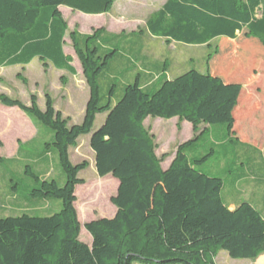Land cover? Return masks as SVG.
<instances>
[{"label": "trees", "instance_id": "obj_1", "mask_svg": "<svg viewBox=\"0 0 264 264\" xmlns=\"http://www.w3.org/2000/svg\"><path fill=\"white\" fill-rule=\"evenodd\" d=\"M116 1L0 0V67L27 65L38 58L45 66L51 63L76 74L73 58L64 49L69 26L60 7L96 15L109 13ZM146 28L153 36L191 45L226 39L208 55L205 72L190 69L146 87L136 75L114 100L116 84H106L105 90L102 84L113 80L109 73L120 54L118 44L142 31L72 30L69 38L90 88L80 124H70L50 94L45 109L35 95L25 104L0 94V103L19 108L53 131L52 142L45 146L49 154L51 148L56 150L66 177L61 186L27 165L25 174L32 181L26 192L20 194L16 185H9L20 202L57 199L62 205L47 216L0 214V264H218L221 250L234 259L255 260L264 254L263 214L250 202L231 210L221 195L224 179L200 169L213 152L202 157L193 153L204 133L202 125L223 124L227 139L238 142L239 118H252L264 102L263 75H254L264 57V0H168L147 20ZM131 44L129 54L137 42ZM226 61L234 69L224 70ZM101 114L106 119L92 132ZM148 117H178L196 132L177 147L167 169L156 153L155 135L144 125ZM89 134L99 176L113 175L118 189L111 199L115 215L84 225L91 237L88 242L80 239L75 203L76 187L84 182L79 173L89 162L74 164L70 149ZM37 161L45 166V152Z\"/></svg>", "mask_w": 264, "mask_h": 264}, {"label": "rangeland", "instance_id": "obj_2", "mask_svg": "<svg viewBox=\"0 0 264 264\" xmlns=\"http://www.w3.org/2000/svg\"><path fill=\"white\" fill-rule=\"evenodd\" d=\"M165 0H123L113 6L108 14L88 15L82 12L73 11L69 7L61 6L63 17L68 23L69 31L66 36L65 51L73 58L72 65L75 66L77 74L73 75L68 71L59 70L53 65L45 66L38 58L28 65H15L5 68H0V94L4 93L12 98L20 99L25 104H30L31 97H37L38 104L43 108L45 106L46 95L50 94L52 100L56 104V109H60L65 118L70 120V123L78 122L79 113H83L86 99L88 97V87L83 76L80 61L73 49L69 34L72 30H78L82 33H92L93 30L100 28L120 34L121 31L128 33L131 31L145 30V23L158 9L162 6ZM104 16V17H102ZM102 27V28H103ZM143 32V31H142ZM219 38L213 40L210 44L191 45L168 41L162 38H156L149 34H138L128 40H120L118 48L120 54L112 63L117 79L115 81L106 79L103 81L102 87L105 90L106 84L111 88V84L115 86V99L120 97L124 85L134 82L137 77L134 73L138 69L148 72H156L157 66L163 65L167 67V72L170 76L185 73L190 69H197L205 72L207 69L208 55L213 52L216 47L220 48ZM131 42H142L144 49L139 54L138 60L132 58L129 54V46ZM125 51L127 54H125ZM132 54V53H131ZM260 57V55H259ZM112 69V68H111ZM108 69L107 72L111 71ZM134 69V70H133ZM223 69L227 72L234 69L233 65H229L226 61ZM123 72V73H122ZM168 73L166 76H168ZM107 74V73H106ZM250 71H245L244 75H250ZM257 77L264 78V57H261L260 65L255 74ZM145 77V76H144ZM142 77L144 84H150V78ZM246 78V76H244ZM25 79V81H24ZM264 87V86H263ZM254 88H257L255 85ZM260 89V88H259ZM264 97V90L261 92ZM72 97L74 104L64 110L67 106L68 98ZM54 104V105H55ZM70 116H67L68 114ZM105 115L99 116L96 120L92 132L99 129ZM255 116V119L253 118ZM252 118H239L241 129H251L250 124H253V130L264 135V102L256 111ZM30 118V117H29ZM23 114L19 108H9L0 103V214L6 216L9 214H20L28 212L39 216L51 215L61 209V200L51 199L49 203H19V206L11 199H8L7 192L10 191L9 185H16L19 188V193L26 192L27 184L31 177L26 176L25 168L27 165L34 172H40L43 177L48 179H56L63 186L66 180L65 174L60 166L57 152L51 148L50 154L46 149L45 143H51L53 139V131L42 123H37L40 133L31 125V119ZM168 120L159 117H148L145 127L152 133L157 127L154 122L156 120ZM185 120L177 119L175 125L178 129V134L188 133L190 123L187 122L183 126ZM159 123V122H157ZM171 125V124H170ZM249 126V127H247ZM213 130L204 132L194 148V155L202 157L208 153H212L210 158L200 166V169L209 175L224 178L226 172L231 165V159L239 152V144L227 139L226 127L223 124L213 126ZM159 143L157 144L158 156L161 159L162 167L167 166L165 158L173 156L176 152L177 144L182 139L181 136H176L173 131L170 132L167 127L163 128ZM168 130V131H167ZM167 132V133H166ZM195 135L196 132L194 131ZM191 134V133H190ZM90 135H83L78 139L77 145L70 149V157L74 164L88 161L89 166L79 173V177L84 180L82 184L77 185L75 203L82 230L80 239L86 241L89 233L84 228L85 223L102 218L113 217L116 213V207L111 199L116 195L118 189V179L109 174L107 176H99L95 166V153L90 146ZM155 135V134H154ZM226 137V140H225ZM156 141V136H155ZM172 144L168 152H163V146ZM21 149L17 155V150ZM45 152L46 164L42 165L36 162L37 157L41 152ZM264 155L263 152H261ZM225 168V171L223 170ZM104 184V186H102ZM245 196H250V189L245 188ZM264 209V208H263ZM216 261L218 264H264V254L257 259H234L229 256L225 250L219 251ZM135 264H145L136 262Z\"/></svg>", "mask_w": 264, "mask_h": 264}, {"label": "crops", "instance_id": "obj_3", "mask_svg": "<svg viewBox=\"0 0 264 264\" xmlns=\"http://www.w3.org/2000/svg\"><path fill=\"white\" fill-rule=\"evenodd\" d=\"M122 1L123 0H118V1L115 2L114 5H116L117 3L122 2ZM167 1L168 0H165V2L162 4V6L158 10H160ZM60 9H61V7H60ZM78 12H80V11H78ZM106 14H108V13H106ZM88 15H90V14H88ZM92 15H94V14H92ZM96 15H102V14H96ZM102 17H104V16H102ZM146 23H147V21H146ZM146 23H145V28H144L145 30H142L143 32H140V33L143 34V36H144V34H149V35L153 36L147 30ZM102 27L103 26H101L100 28H102ZM103 28H105V27H103ZM107 31L109 33L115 34L114 32H111L108 29H107ZM124 32L125 31H121L120 33H124ZM132 32H137V31L135 30V31H131V32H128V33L126 32L125 34H129V33H132ZM86 33H88V32H86ZM153 37L162 38V37H158V36H153ZM162 39H164V38H162ZM65 40H66V38H65ZM177 43H181V42H177ZM200 45H204V44H200ZM64 49H65V47H64ZM142 49H144L142 42H140L139 44H136L135 46H133L132 50H134V52L132 54L128 55L130 58L133 59L132 63L135 64V62H134L135 58H136V60H138V57H140L139 54L142 53ZM66 54H69V53L66 52ZM125 54H127V53L125 52ZM0 68H5V67H0ZM81 68H82V66H81ZM59 70L67 71L65 69H59ZM145 70H142V68H140V69H138V71H136L134 73L135 75H139V77L141 79V83L145 87L156 83L161 77L166 76V74L168 73L167 72V67H164L163 65H160V67L157 66V68H156L157 71L153 72V73L145 71ZM82 72H83V68H82ZM76 74H73V75H76ZM178 75H180V74H178ZM178 75H176V76H178ZM83 76H84V73H83ZM109 76L113 80L117 79V76L115 74V69H113L109 73ZM142 77L147 78V79L150 78V80L152 79L151 83L150 84H144V81H143ZM167 77L168 78H173L172 76L169 75V73H168ZM84 79H85V76H84ZM85 82H86V86L88 87V97L86 99L84 111H83L82 114L81 113L78 114L79 115L78 116L79 117V119H78L79 121L78 122H74L73 121L70 124H80L84 120L85 112H86V106H87L88 100L90 98V88H89V86L87 84L86 79H85ZM73 104H74L73 99H72V97L69 96L68 103L66 104L67 106H64V110L65 111L68 110V108H70ZM45 105H46V100H45ZM39 106L42 109H45V106H44V108L40 104H39ZM9 108L11 109V108H14V107H9ZM55 108H56V104H55ZM57 110H60V109H57ZM22 113L25 114L23 111H22ZM102 115H104V114L97 115V119H98L99 116H102ZM67 116H70V115L68 114ZM105 119H106V114H105V116H104V118L102 120V123L104 122ZM177 119H179V118L178 117H174V118H171V119H168V120H165V121L158 119L156 121L159 122V123L154 122L157 125V127L152 128L153 129L152 131H153V133L156 136L157 144H159V145L161 144L158 141L159 138H160L158 133L161 134V132L164 131L163 128H165V127H167L168 130H170V132L173 131L176 136H181L182 135V139L179 140V143L177 144V147L180 144H182V143H184V142H186L188 140H191L195 136L193 125L190 122H189L190 125L187 126V127L190 128L188 133H186V132L181 133L180 132V134H178L179 132H178V129H177L176 125H175V122L177 121ZM31 121H32L31 125L36 127V129L40 133L39 128L37 127V123L34 122L32 119H31ZM146 121H147V119L145 120L144 124L146 123ZM187 122L188 121H186V120L184 122H182V130L183 131H184L183 126L185 124L187 125ZM247 127H249V126H247ZM250 128L251 129H249V128L241 129V127H240V128H238L236 130V136L238 137V142H236V144H239V147H238L239 152H237L238 154L234 158L231 159V165L232 166H230V168H228V171L226 172V176L223 178L225 183H224V186L222 188L221 195H222L223 201L225 202V204L231 210L235 209L242 202H250L264 216V209H263L264 208V155H262V153H261V152L264 153V135L262 133H259V132H256L255 130H253V124H250ZM202 130L204 132H207L208 130H213L212 133L215 134L214 128L213 127H209L208 125H202L200 127V131H202ZM157 131H158V133H157ZM90 138H91V135H90ZM171 146H172V144H170L168 147L167 146H163V148H164L163 152H168L171 149ZM161 148H162V146H161ZM20 150L21 149L17 150V153H16L17 155L20 153ZM157 150L158 149H156V153L158 155V151ZM176 151H177V148H176ZM175 155H176V152H175V154L173 156H167L165 158V160L167 161V166L163 167V169H167V168L170 167L172 161L175 158ZM223 170L225 171V168H223ZM245 188L250 189V196L248 195V197L245 196L246 195L245 194L246 193L245 192ZM8 195H10L8 197V199L12 198V200H15L14 202L17 203V204H14V205L19 206V203H22V202L18 201L17 197L15 195H12L9 191L7 192V196ZM90 240H91V237L88 236L86 241L89 242Z\"/></svg>", "mask_w": 264, "mask_h": 264}, {"label": "water", "instance_id": "obj_4", "mask_svg": "<svg viewBox=\"0 0 264 264\" xmlns=\"http://www.w3.org/2000/svg\"><path fill=\"white\" fill-rule=\"evenodd\" d=\"M86 224V223H85Z\"/></svg>", "mask_w": 264, "mask_h": 264}]
</instances>
